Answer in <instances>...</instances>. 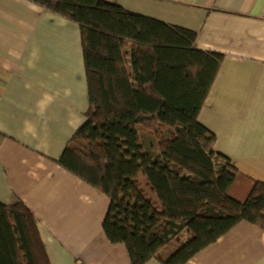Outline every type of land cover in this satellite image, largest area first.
Here are the masks:
<instances>
[{"label":"trees","instance_id":"1","mask_svg":"<svg viewBox=\"0 0 264 264\" xmlns=\"http://www.w3.org/2000/svg\"><path fill=\"white\" fill-rule=\"evenodd\" d=\"M28 1L80 28L89 108L59 164L109 198L103 231L131 264H186L241 222L264 230V182L218 153L199 122L224 55L103 0ZM0 264H51L21 200L0 203Z\"/></svg>","mask_w":264,"mask_h":264},{"label":"crops","instance_id":"2","mask_svg":"<svg viewBox=\"0 0 264 264\" xmlns=\"http://www.w3.org/2000/svg\"><path fill=\"white\" fill-rule=\"evenodd\" d=\"M103 1L194 31L196 49L224 55L199 122L218 153L264 182V0ZM88 108L79 26L0 0V203L31 211L51 264H131L103 231L109 198L59 164ZM186 264H264V230L241 222Z\"/></svg>","mask_w":264,"mask_h":264},{"label":"rangeland","instance_id":"3","mask_svg":"<svg viewBox=\"0 0 264 264\" xmlns=\"http://www.w3.org/2000/svg\"><path fill=\"white\" fill-rule=\"evenodd\" d=\"M139 132H140L141 137H142L143 140H145V137H149V139L152 140V141L155 140V136H154L153 134H150L149 132L144 131V130H143L142 128H140V127H139ZM152 141H150V142H152ZM150 142H149V143H150ZM144 145H145V144H144ZM147 146H149V145H146V147H147ZM148 191H150V189H149ZM150 193H151V192H150ZM152 197L155 198L154 195H152Z\"/></svg>","mask_w":264,"mask_h":264}]
</instances>
